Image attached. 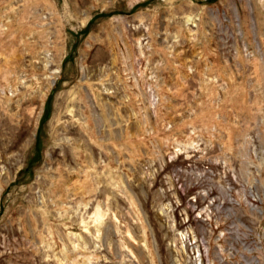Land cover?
I'll list each match as a JSON object with an SVG mask.
<instances>
[{
  "label": "rangeland",
  "instance_id": "obj_1",
  "mask_svg": "<svg viewBox=\"0 0 264 264\" xmlns=\"http://www.w3.org/2000/svg\"><path fill=\"white\" fill-rule=\"evenodd\" d=\"M0 264H264V0H0Z\"/></svg>",
  "mask_w": 264,
  "mask_h": 264
},
{
  "label": "built area",
  "instance_id": "obj_2",
  "mask_svg": "<svg viewBox=\"0 0 264 264\" xmlns=\"http://www.w3.org/2000/svg\"><path fill=\"white\" fill-rule=\"evenodd\" d=\"M201 243H202V246H205V245L207 244V240L204 238V240H203V239L201 240ZM204 249H205V248H204ZM198 257H199L200 259L203 258V253H202V251H199V253H198Z\"/></svg>",
  "mask_w": 264,
  "mask_h": 264
}]
</instances>
